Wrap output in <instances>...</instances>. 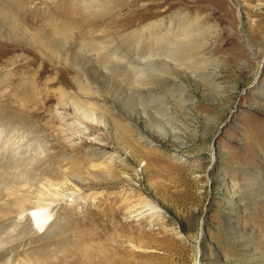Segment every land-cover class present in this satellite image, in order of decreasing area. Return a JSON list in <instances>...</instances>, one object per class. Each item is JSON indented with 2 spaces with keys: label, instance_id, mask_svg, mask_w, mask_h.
<instances>
[{
  "label": "rangeland",
  "instance_id": "374dc122",
  "mask_svg": "<svg viewBox=\"0 0 264 264\" xmlns=\"http://www.w3.org/2000/svg\"><path fill=\"white\" fill-rule=\"evenodd\" d=\"M124 1L62 26L4 0L48 50L0 19V264H264V0ZM176 15L190 52L152 42Z\"/></svg>",
  "mask_w": 264,
  "mask_h": 264
},
{
  "label": "bare ground",
  "instance_id": "6f19581e",
  "mask_svg": "<svg viewBox=\"0 0 264 264\" xmlns=\"http://www.w3.org/2000/svg\"><path fill=\"white\" fill-rule=\"evenodd\" d=\"M10 1L14 6H16V9L22 10L25 7V0H10ZM48 1L50 2L52 9H53L55 15L57 16L56 18L55 17L53 18L54 20L52 21L53 22L52 24L55 25V22H56V23H60L62 26H65L67 24L68 25H76V24L84 23V22H86V23L92 22L95 20L100 21V20L105 19L104 16L113 13L116 9H119L125 5L124 0H48ZM13 9H15V7ZM15 13H16V11L7 8V6L4 3V0H0V19L7 21V23L10 26H12L13 29L16 30V32L19 33V36L20 37L25 36L26 40H28V42L30 44L33 45L35 43L34 44L35 47H37L38 49L39 48L44 49V50L46 49V51H47L48 47L46 48L45 42H43L42 40L40 41L39 38H37L39 35H36V33H34L32 36V34H30L27 29L25 30L22 28V26L20 25L22 21L20 19L16 18ZM200 17L201 16H199L198 18L200 19ZM198 18H197V16L191 17L189 15H178V16L176 15L175 17L171 18L173 20V23L176 22L174 27H172V25H171V27H168L167 29L164 30V33H161L162 31L161 32L155 31L158 34V38H154L152 40V42H156V44L157 43L160 44V43L166 41L167 37H168V32H169L171 35L175 36L173 39L174 41L172 39L168 40V45L171 47V48L169 47V49H174V50H178L181 52H183V51L184 52L185 51L190 52V50H187L186 47H188V45H191L193 42H195V40H196L200 30H201L200 26L202 24H200L198 27L196 25H194L197 22L199 23ZM171 19H170L169 24L172 23ZM155 25H156V23H155ZM160 25H161V23L159 24V26ZM201 27H203V26H201ZM212 29L215 30V28H212ZM54 33H56V34L61 33V31L59 30V27H58V29L55 27ZM216 33H218V32L216 31ZM37 34H39V33L37 32ZM56 34H54V35H56ZM202 40H203L202 42H204L206 39H202ZM173 42H174V44H173ZM58 43H59V41H58ZM198 54H200L203 57V59H205L203 56L204 53L198 52ZM48 55L50 57H53L52 56L53 54H51V53ZM189 58H190L189 60L191 62V59H195V55L190 53ZM185 60H187V57L183 61H185ZM150 63L153 64V61L151 60ZM160 63L162 66H167L170 64V62L165 61V60L160 61ZM168 73L170 74L171 72H168ZM168 73L166 70L161 68L159 71V74H158L159 78H161L163 80H164V78L167 79L164 75L168 74ZM165 82L166 81L164 80L162 83H165ZM180 89L181 88L178 89L179 94L181 92ZM182 90H183V88H182ZM166 92L168 93V95L175 97L176 92H174L173 86L170 87L169 90ZM150 100H152V99H150ZM150 100L146 99L144 101V104H145L144 107L145 108H148V106H147L148 103L152 102ZM153 108L155 109V106ZM167 108H169V107H167ZM151 110H153V109H151ZM146 113L150 114V111H148ZM142 137L144 138V136H142ZM97 156H99L98 153H97ZM100 157L102 159H105V157H106L105 152H103V155H100ZM103 161H105V160H103ZM103 161H100L98 166L102 169L107 170L108 164L104 163ZM233 185H234L233 182H230V184H229L230 191H233V187H234ZM55 197H57V196L55 195ZM51 202H44V204L41 203L42 205H40V204L36 205V207H33V208H31L30 211H28L31 213L30 216L31 217L33 216V218H36V221L39 222L43 226L51 218V215H50L51 213L48 215L49 210L48 211L45 210L48 207V205L52 204ZM19 205L22 207L21 203H19ZM148 205H149L148 209H150L153 213H156L157 215L164 216L165 211L160 205L153 203L151 201H148ZM33 218H31V219H33ZM51 223H52V221L49 223V225H47V227L48 226L49 227L48 228L46 227V229H45V232L49 231L50 235L52 234V231H53L52 229L54 228V227L51 228L52 227ZM32 224H34V222H32ZM43 226H42V228H43ZM50 229H51V231H50ZM37 232L38 231H36V233ZM20 245H21L20 243L17 244V246H20ZM17 246H15V248H17ZM5 251L4 250L0 251V257H2L5 254Z\"/></svg>",
  "mask_w": 264,
  "mask_h": 264
}]
</instances>
